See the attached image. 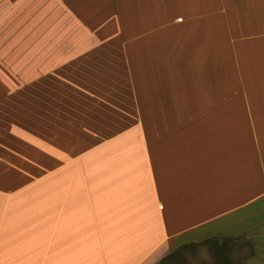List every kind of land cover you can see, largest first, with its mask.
Returning <instances> with one entry per match:
<instances>
[{
  "label": "crops",
  "instance_id": "1",
  "mask_svg": "<svg viewBox=\"0 0 264 264\" xmlns=\"http://www.w3.org/2000/svg\"><path fill=\"white\" fill-rule=\"evenodd\" d=\"M51 3L0 29V264H264V0Z\"/></svg>",
  "mask_w": 264,
  "mask_h": 264
},
{
  "label": "rangeland",
  "instance_id": "2",
  "mask_svg": "<svg viewBox=\"0 0 264 264\" xmlns=\"http://www.w3.org/2000/svg\"><path fill=\"white\" fill-rule=\"evenodd\" d=\"M52 7H55V3L52 6L51 0H0V29L7 26L12 28L18 27L19 20L17 19V15H24L25 27L27 28L25 38L28 48L34 42L33 29L36 26L39 28V25L44 22L48 24L49 15L53 12V10L51 11ZM46 34H48V31ZM3 38L5 37L0 34V41L3 42ZM43 38L45 37L43 36ZM30 59H32V52H27V61ZM48 70L47 68L43 71V74ZM32 79L33 68L27 67L26 88L27 92L30 91L31 93L33 92ZM227 245L229 244L227 243ZM227 245L223 244L224 247ZM213 246L209 243L192 244L180 252L171 254L159 264H242L241 259L237 258V256L234 257L235 254L232 253L229 254L230 258L228 260L219 258V256H216V250ZM238 246L242 247L244 245L239 244ZM242 248L245 250V253L249 251L246 245Z\"/></svg>",
  "mask_w": 264,
  "mask_h": 264
}]
</instances>
